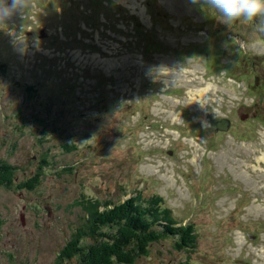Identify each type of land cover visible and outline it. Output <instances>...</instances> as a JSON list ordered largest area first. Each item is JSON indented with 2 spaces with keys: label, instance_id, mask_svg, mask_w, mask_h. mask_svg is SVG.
I'll list each match as a JSON object with an SVG mask.
<instances>
[{
  "label": "rangeland",
  "instance_id": "374dc122",
  "mask_svg": "<svg viewBox=\"0 0 264 264\" xmlns=\"http://www.w3.org/2000/svg\"><path fill=\"white\" fill-rule=\"evenodd\" d=\"M31 3L0 22V162L15 167L0 186V264L57 263L94 218L88 200L135 190L193 223L198 241L166 236L134 264H264L258 21L212 24L190 0ZM205 40L217 44L213 64L197 47ZM226 65L252 80L229 78ZM222 117L231 126L217 131ZM39 169V183L21 187Z\"/></svg>",
  "mask_w": 264,
  "mask_h": 264
},
{
  "label": "trees",
  "instance_id": "16d2710c",
  "mask_svg": "<svg viewBox=\"0 0 264 264\" xmlns=\"http://www.w3.org/2000/svg\"><path fill=\"white\" fill-rule=\"evenodd\" d=\"M137 33L146 34L142 29ZM156 46L157 43L152 42L147 48L156 49ZM14 169L10 164L0 162V186L12 181ZM43 174L39 169L28 182L21 183V187L32 188ZM103 203L98 199L87 201V212L94 217L92 222L89 220L77 229L71 244L64 247L55 264H134L148 251L147 244L166 236L176 243L186 244L183 248H193L198 241L196 226L191 222L180 224L171 213H167L162 198L157 194L143 198L140 190H135L132 197L120 203ZM87 238L93 241H87Z\"/></svg>",
  "mask_w": 264,
  "mask_h": 264
},
{
  "label": "clouds",
  "instance_id": "9594fccd",
  "mask_svg": "<svg viewBox=\"0 0 264 264\" xmlns=\"http://www.w3.org/2000/svg\"><path fill=\"white\" fill-rule=\"evenodd\" d=\"M190 3L214 13V18L229 28L238 21H258L257 30L264 32V0H190ZM32 6L31 0H11L10 5L7 0H0V22L15 11Z\"/></svg>",
  "mask_w": 264,
  "mask_h": 264
},
{
  "label": "water",
  "instance_id": "95a60500",
  "mask_svg": "<svg viewBox=\"0 0 264 264\" xmlns=\"http://www.w3.org/2000/svg\"><path fill=\"white\" fill-rule=\"evenodd\" d=\"M230 125V120L223 118L217 122V129L226 130Z\"/></svg>",
  "mask_w": 264,
  "mask_h": 264
}]
</instances>
